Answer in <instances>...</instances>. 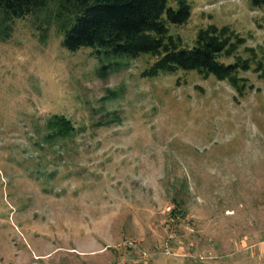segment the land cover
Masks as SVG:
<instances>
[{"label": "rangeland", "instance_id": "1", "mask_svg": "<svg viewBox=\"0 0 264 264\" xmlns=\"http://www.w3.org/2000/svg\"><path fill=\"white\" fill-rule=\"evenodd\" d=\"M188 2L171 32L186 45L210 23L245 37L241 88L197 69L145 75L150 53L71 50L55 24L42 37L46 12L10 21L0 264H264V4ZM55 113L73 134L49 135Z\"/></svg>", "mask_w": 264, "mask_h": 264}, {"label": "trees", "instance_id": "2", "mask_svg": "<svg viewBox=\"0 0 264 264\" xmlns=\"http://www.w3.org/2000/svg\"><path fill=\"white\" fill-rule=\"evenodd\" d=\"M253 2L264 4V0ZM191 11L188 0H0V38L10 36V21L14 17L46 12L47 26L42 37L55 24L63 33L62 44L71 50L91 46L100 57L103 54L136 57L150 53L156 59L143 71L145 75L197 69L227 78L241 88L243 78L238 76V70L248 68L251 63L249 58L237 54L245 37L228 25L210 23L199 29L192 45H186L181 35L171 32L170 25L186 22ZM234 55V61L226 60ZM112 63V60L102 61L98 72L108 73ZM111 91L117 95L115 89ZM48 126L49 135L62 137L76 130L74 122L62 113L53 114ZM177 205L172 208L174 215L180 211Z\"/></svg>", "mask_w": 264, "mask_h": 264}]
</instances>
